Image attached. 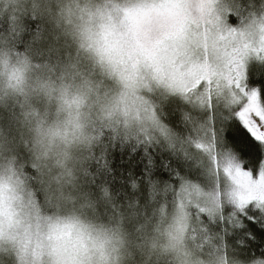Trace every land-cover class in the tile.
I'll list each match as a JSON object with an SVG mask.
<instances>
[{
  "label": "clouds",
  "instance_id": "1",
  "mask_svg": "<svg viewBox=\"0 0 264 264\" xmlns=\"http://www.w3.org/2000/svg\"><path fill=\"white\" fill-rule=\"evenodd\" d=\"M230 3L0 0V264H229L222 249L192 240L209 208L203 195L180 189L170 207L133 209L88 173L103 132L147 135L145 109L203 76L206 63L224 112L233 93L222 78L226 54L264 62V0H236L246 23L222 31ZM201 142L194 158L222 177L201 191L231 192L223 153ZM22 165L35 176L21 182Z\"/></svg>",
  "mask_w": 264,
  "mask_h": 264
},
{
  "label": "snow or ice",
  "instance_id": "2",
  "mask_svg": "<svg viewBox=\"0 0 264 264\" xmlns=\"http://www.w3.org/2000/svg\"><path fill=\"white\" fill-rule=\"evenodd\" d=\"M227 7L231 11L222 10L218 20L222 31L246 23L236 0ZM201 70L204 75L199 79L172 87L145 109L152 124L147 135L133 139L101 129L103 142L91 156L90 183L105 196L110 191L121 193L133 209L146 201L170 207L180 189L203 195L209 208L199 212L193 242L222 249L229 264H264V62L248 63L240 49L226 54L222 78L233 93L223 113L213 98V87H220V80L213 79L218 74L208 63ZM201 140L223 153L225 172L235 185L231 192L201 191L202 185H222L219 173L206 172L192 154L205 147ZM116 148L128 153L129 160L121 161L129 165L127 169L114 166L111 150ZM137 165H141L138 173ZM161 170L168 179L156 178ZM30 172L35 176L31 168L21 166V182L29 179ZM31 195L35 199L30 203L38 207L39 193ZM134 197L138 203H132ZM257 247L258 253L253 251Z\"/></svg>",
  "mask_w": 264,
  "mask_h": 264
},
{
  "label": "trees",
  "instance_id": "3",
  "mask_svg": "<svg viewBox=\"0 0 264 264\" xmlns=\"http://www.w3.org/2000/svg\"><path fill=\"white\" fill-rule=\"evenodd\" d=\"M233 20H235V18L233 17ZM258 77L256 76H253V79H257ZM259 86V85H257ZM111 159H112V162L114 164V166L116 168H124V169H127L129 167V165L127 163H124L123 165L121 164V161H128L129 160V156H128V153L125 151V152H122L119 148H116V149H113L111 150ZM137 159H139V157H137ZM140 167L141 165H137L136 168L134 169V171H136L137 173L139 172L140 170ZM156 178H159V179H168V174L166 172H164L163 170H161L158 174H157V177ZM253 251H256L258 253L259 251V247L257 248H254Z\"/></svg>",
  "mask_w": 264,
  "mask_h": 264
}]
</instances>
